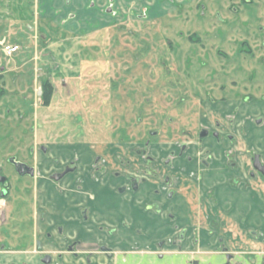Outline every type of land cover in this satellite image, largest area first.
Returning a JSON list of instances; mask_svg holds the SVG:
<instances>
[{
	"label": "rangeland",
	"instance_id": "rangeland-1",
	"mask_svg": "<svg viewBox=\"0 0 264 264\" xmlns=\"http://www.w3.org/2000/svg\"><path fill=\"white\" fill-rule=\"evenodd\" d=\"M98 2L92 12L74 8L70 17L63 0H0V41L20 46L12 56L0 50V166L9 189L0 246L31 250L41 239L57 254L71 241L46 238L59 230L51 211V201L63 199L57 188L18 175L10 157L46 176L63 167L54 164L56 157L65 163L77 153L112 152L122 163L144 152L152 173L143 188L152 199L162 184L166 201L167 191L175 190L166 206L176 217L164 218L159 235L153 218L134 221L128 229L133 249L148 244L155 251L165 238L162 255L148 252L149 264H175L173 256L178 264L194 256L201 264H263L264 197L251 188L262 190L264 178L251 155L264 152V122H253L255 61L242 48L257 34L264 11L250 6L233 13L229 6L238 0H110L112 9L107 0ZM51 90L48 102L43 95ZM207 91L228 102L205 103ZM230 119L235 140L195 134L215 120L227 131ZM126 166L116 164L140 169L134 162ZM238 189L246 196L243 212L226 200ZM182 227L186 238L174 239ZM38 262L27 252H0V264ZM69 262L56 258L53 264Z\"/></svg>",
	"mask_w": 264,
	"mask_h": 264
},
{
	"label": "flooded vegetation",
	"instance_id": "flooded-vegetation-1",
	"mask_svg": "<svg viewBox=\"0 0 264 264\" xmlns=\"http://www.w3.org/2000/svg\"><path fill=\"white\" fill-rule=\"evenodd\" d=\"M98 1L63 0L64 12L68 16L73 17L76 14L73 9L78 8V6L92 12L98 6ZM107 1V7L112 9L110 0ZM250 6L255 8V13L263 12L264 0H238V4L234 5L231 3L229 7L233 13H242L243 9ZM216 13L221 19V12L218 10ZM259 17L261 22H258L256 25L257 34H255L253 39L245 41L242 48L243 52L252 54L251 56L255 61L254 90L256 93L254 94V105L257 114L254 116L253 122L256 127L261 126L264 122V15ZM206 93L207 99L204 101L205 103L223 105V103L228 102V98L224 99L221 97V99H216L211 91H207ZM180 102L183 101L181 100ZM227 126L228 130L223 131L219 129L218 121L215 120L211 126L198 128L195 134H198L202 140L209 138L221 139L223 136L229 140H235L236 134L232 131L236 126L234 119H230ZM240 128H242L241 132L244 133L246 126L240 125ZM202 133L206 134L202 135ZM259 146L261 145L259 144ZM174 153V150H171L170 155L174 156ZM105 154L94 151L77 153L76 160L71 158V160H67L65 163H63V160H60V157H56L54 158V164L56 166L63 164V167L49 171L46 176H42L38 168L26 162L23 163L32 166L34 173L20 175L11 162L18 175L23 177L28 176L35 180L39 179V182L42 181V186L57 188L58 191L56 193L60 194L59 196L63 199L59 203L51 201V211L54 213L52 214L53 216L57 215L59 217L57 219L60 221L58 222L60 223L59 230L57 232H47L46 238H53L54 234H58L66 239L70 238L71 241H68L65 249L59 251L57 254H54V251L46 249L41 239L35 242V246L31 250H28L27 246L20 248L6 247L3 243L0 246V252L7 250L18 253L27 252L31 254V258H38V263L42 264H53L56 258H65L68 262L71 260L67 264H131L132 258L137 256H144L143 261H139L138 264H149L146 257L149 251L155 252L158 256L162 255L165 249L163 246L165 238L157 241L159 246L155 251H152L153 249L148 244L133 249L134 247L129 242L132 233L128 229L134 221L137 224L141 222L140 220L150 223L151 217L153 221L159 224L155 232L158 235L164 234V218L174 219L176 217V214L171 210L172 206H166L168 200L175 196V190L169 189L167 191L166 201L164 199L162 184L157 185L151 192L152 199H149L148 191L143 188V180L147 179V176L152 173L147 164V158L144 157L146 154L144 152L140 153L142 158L139 160H132L129 156H125V161L122 163H118L115 160L112 152H110L112 156H105ZM129 162L140 164V169L138 167L135 168L138 169L136 170L137 173L124 167H116V164L126 166V163ZM163 162L165 165H169L172 162V158H164ZM251 162L254 171L264 178V152H253ZM47 179L51 180L53 184L47 182ZM165 181L166 184H170L171 178L166 177ZM231 181L233 185L236 184L234 179ZM36 186H38V183ZM261 187L253 185L250 188L256 194L260 192V195L264 197V188L261 190ZM8 193L9 189H7ZM245 198L243 190L238 189L237 193H228L226 200L238 212H243L246 206ZM207 209L210 210V207H207ZM210 215L206 212V217ZM62 222L63 224H61ZM229 222H233V220L230 219ZM67 225L71 226L69 231L67 230ZM138 230L141 231V228H136V234ZM187 233V228L182 227L174 232L173 237L174 239L183 240L186 238ZM168 237L172 238V236ZM200 252L203 253L205 251L201 250ZM175 253H178V251H175ZM173 257L174 261L177 262V258ZM47 260L49 261L47 262ZM170 262V264H174L172 260ZM176 262L175 264H178ZM188 262L191 264H201V261L196 256L189 257ZM188 262L185 263L187 264ZM179 264H182V261Z\"/></svg>",
	"mask_w": 264,
	"mask_h": 264
},
{
	"label": "built area",
	"instance_id": "built-area-1",
	"mask_svg": "<svg viewBox=\"0 0 264 264\" xmlns=\"http://www.w3.org/2000/svg\"><path fill=\"white\" fill-rule=\"evenodd\" d=\"M20 49V46L18 44H11L7 43L5 41H0V50L2 53H4L7 56H12L15 53H17ZM6 191V188L3 183H0V211L3 209L5 202H6V195H4V192Z\"/></svg>",
	"mask_w": 264,
	"mask_h": 264
},
{
	"label": "water",
	"instance_id": "water-1",
	"mask_svg": "<svg viewBox=\"0 0 264 264\" xmlns=\"http://www.w3.org/2000/svg\"><path fill=\"white\" fill-rule=\"evenodd\" d=\"M206 134V133H205ZM202 133V135H205ZM10 162H12L18 171L20 175H25V174H33L34 173V168L26 163L16 161L14 157H10ZM7 181V177L2 174V167L0 166V183H4ZM4 195H6V191L4 192ZM49 260H47L48 262Z\"/></svg>",
	"mask_w": 264,
	"mask_h": 264
},
{
	"label": "trees",
	"instance_id": "trees-1",
	"mask_svg": "<svg viewBox=\"0 0 264 264\" xmlns=\"http://www.w3.org/2000/svg\"><path fill=\"white\" fill-rule=\"evenodd\" d=\"M52 93H53L52 90L49 91V92H46V91H45V97H44V95H43V98H45L48 102H50ZM46 95H47V96H46ZM3 184H4V186H5L6 190H7V189H8L7 181L4 182Z\"/></svg>",
	"mask_w": 264,
	"mask_h": 264
},
{
	"label": "crops",
	"instance_id": "crops-1",
	"mask_svg": "<svg viewBox=\"0 0 264 264\" xmlns=\"http://www.w3.org/2000/svg\"><path fill=\"white\" fill-rule=\"evenodd\" d=\"M143 259H144V256H137L135 258H132L131 264H138L139 261L141 262V261H143Z\"/></svg>",
	"mask_w": 264,
	"mask_h": 264
}]
</instances>
